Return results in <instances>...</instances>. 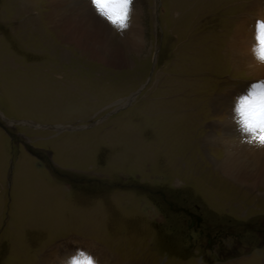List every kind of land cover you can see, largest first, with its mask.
<instances>
[{"label": "rangeland", "instance_id": "1", "mask_svg": "<svg viewBox=\"0 0 264 264\" xmlns=\"http://www.w3.org/2000/svg\"><path fill=\"white\" fill-rule=\"evenodd\" d=\"M55 1L0 0V264H264V176L220 166L264 0H133L125 31ZM87 1L94 55L52 24Z\"/></svg>", "mask_w": 264, "mask_h": 264}, {"label": "bare ground", "instance_id": "2", "mask_svg": "<svg viewBox=\"0 0 264 264\" xmlns=\"http://www.w3.org/2000/svg\"><path fill=\"white\" fill-rule=\"evenodd\" d=\"M60 2L61 1L57 2L56 4L60 5L61 8L63 9L64 4H62ZM89 5H91V4H89L88 1L81 4V6H80L81 8H79L77 10L78 11L77 15H79V19L74 18L73 15H72L73 17L72 16L67 17L66 14H65L66 16L62 15V14L61 15L54 14L52 24H53L55 30L59 31V35L64 37L65 41L75 43L76 45L82 47L84 50H91L90 53L93 52V55H94V54H97L96 53V51H97L96 46H98V45H94V50H93L92 48H90V44L91 43L92 44L98 43L100 45V44L107 43L106 41H107V38L109 36V35H107V30H110V25L108 26L106 24L107 23L106 21H103L102 18H99L97 15L93 14L92 11H90L91 6H89ZM17 17H19V15H17ZM88 21H90L91 24H88ZM241 30H243L242 26H240L237 29V32L241 33ZM123 31H125V30H123ZM129 33H130L129 30L127 31V33L124 32L123 37L127 38L129 36ZM247 41H248V39L246 41L244 40L243 42L247 43ZM119 44H120V42H119ZM128 49H130V48H128ZM119 50H122V51H119ZM108 51L111 53L113 58H118V57H120V54L122 55L125 53V47H122L121 49L111 47V48H109ZM63 53H64V51H63ZM113 60H115V59H113ZM115 62H117V61H115ZM115 62H113V63H115ZM260 68H261V71L258 74H256V76L257 77H264V65H262ZM238 115H239L238 112L234 113L232 115V118L234 119L235 122L230 120V122L225 125L227 133L225 136L226 141H224L228 145L226 148L228 150L236 152V153L228 154V156L223 160V163H221L220 166L223 167V169H225V170L231 169V168L241 167V168H243L244 171L250 170V172H252L253 175L259 174V176H264V147H260L257 142L255 143V142H251V141H249L248 145H243V141L240 138L244 136L246 131L245 132L242 131V129L244 127L241 126V131L236 132L237 131L236 128L238 127V122H237V119L239 118V117H237ZM229 126H230V128H228ZM231 128H233V129H231ZM252 136L253 135L251 134V137ZM230 159L236 160L235 163H231ZM238 161H241V162L238 163ZM244 176H245V173H243V176H240V177L243 178ZM235 178H237V177H235ZM75 259H76L75 255H70L68 253L62 257V261L65 264H72V262H75Z\"/></svg>", "mask_w": 264, "mask_h": 264}, {"label": "snow or ice", "instance_id": "3", "mask_svg": "<svg viewBox=\"0 0 264 264\" xmlns=\"http://www.w3.org/2000/svg\"><path fill=\"white\" fill-rule=\"evenodd\" d=\"M91 3L112 25L121 30L127 27L133 0H91ZM257 27L261 59H264V21H258ZM238 111L245 130L253 135L260 147H264V82L252 85L249 95L240 101ZM88 264L95 262L89 259Z\"/></svg>", "mask_w": 264, "mask_h": 264}, {"label": "trees", "instance_id": "4", "mask_svg": "<svg viewBox=\"0 0 264 264\" xmlns=\"http://www.w3.org/2000/svg\"><path fill=\"white\" fill-rule=\"evenodd\" d=\"M234 254H235V256H237L239 253H238V254H237V253H233V255L231 254V255H230V258L235 257ZM236 254H237V255H236Z\"/></svg>", "mask_w": 264, "mask_h": 264}]
</instances>
